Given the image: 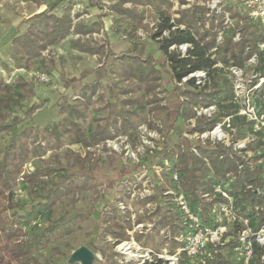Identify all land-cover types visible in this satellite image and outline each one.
<instances>
[{
  "label": "rangeland",
  "instance_id": "374dc122",
  "mask_svg": "<svg viewBox=\"0 0 264 264\" xmlns=\"http://www.w3.org/2000/svg\"><path fill=\"white\" fill-rule=\"evenodd\" d=\"M54 1L56 0H0V77L10 84L23 79L31 83L35 89V96L21 101V107L1 110L5 116V124L11 125L12 128L0 135V149L8 145L15 134L29 129L33 134L29 141L35 140L36 144L44 147V151L29 157L24 173L41 168L54 171L53 175L42 179L40 189L48 191L53 184L65 181L66 176L67 181L76 180L79 184L85 182L88 184L87 188L62 197L53 209L26 228L27 237L30 238L47 228L51 221L78 218L71 234H65L47 247L33 252L32 257L40 263L83 264L72 262V256L77 251L86 249L94 257L92 264H107L105 255L113 253L117 254L115 260L122 264H212L216 255L213 248L236 240L233 223L228 222L225 214V205L213 207L210 213L213 223L227 225V231L221 237L220 243L209 245L210 248L197 257H190L185 249L174 250L169 227L158 229L157 223L164 216L174 215H177L180 221H184V214L181 213L182 203L185 201L189 206L190 201L185 197L182 184L178 181L177 156L164 166L153 158L164 147L177 152L178 147H184L187 139L196 154L198 152L195 146L198 144L221 143L232 147L245 161L251 160L255 155H263L261 161L253 160V164L264 163V152H260L256 147L249 148L252 144L258 145L261 139L253 142L255 136L251 127L242 118H248L249 115L247 109L242 108L245 106L248 87L244 84L241 89H236V80L229 67L218 65L215 81L220 84L223 80L229 81L233 92H236L242 101H235L240 108L237 115L225 117L211 131L191 133L190 131L197 125V118H211L219 113L220 107L213 105L209 108H195L197 118L174 121L175 109L178 106V96L174 91L177 84L171 78L170 69L165 56L159 50L157 39H152L159 18L153 11H148L144 28L138 30L136 35H132L130 20L119 16L112 9V4L116 0H96L101 3L97 6H91L89 0L61 2L53 14L61 16L66 5L70 3L74 23L83 22L91 25L97 22L101 15L107 14L104 18V29L86 35L72 33L60 44L49 47L30 68L16 66L13 60V38L24 33L31 18L47 9ZM172 1L175 19L179 18L181 11L194 4L208 8L206 30L211 27L213 13L218 15L229 5L234 6L236 11L241 13L239 18L245 21L244 11L239 3H225L223 7L220 5L222 10L218 13L209 6L212 0H184V4H181V0ZM231 15L234 20L230 28L225 30V35L223 33L225 27L216 29L217 38L221 30L223 31L222 43L226 36L233 32L236 34L238 27H241L239 21L235 20L238 17H234L232 12ZM258 27L264 29L262 26ZM242 29L243 27L240 30ZM248 37L252 39L251 34ZM107 38L110 41V50L117 57L138 49L144 59L146 55H151L157 61L156 67L161 77L160 87L156 90L159 101L132 108L137 113L135 129L127 134L112 132L113 138L103 140L89 148L70 145L64 140L62 143L56 142L48 130L52 125L62 122L65 117L57 108V103L62 98L70 104L85 108L87 117L81 124L82 129L90 133L98 123L104 124V119L114 110L121 108L122 100L132 95L125 96V90L131 87L130 81L118 71L116 59L90 55L76 46V41L80 44H104ZM245 69L247 77L259 71L250 66H246ZM80 78L81 82H75ZM243 78L246 81L245 75ZM215 81L208 80L207 87L209 88ZM67 82L70 83V87L65 86ZM96 83L98 86L92 98L89 102H84L81 98L83 87ZM177 86L183 89L186 82L183 81ZM88 93L91 94L92 91L88 90ZM151 98L149 96L145 100ZM260 102L259 107L263 108V100ZM157 105L160 109H155ZM173 169L174 173L171 172ZM166 173L173 175L174 180ZM35 196L34 190L28 184L20 182L15 187L14 202L19 205L18 211L21 214L30 211ZM153 196L159 197L158 202L141 203ZM203 197L206 198L207 195ZM158 206L162 209L158 210ZM12 211H5V215ZM113 211L118 215L117 218L113 217L116 222L130 221L132 224V228L126 230V239H115L108 230L111 222H106L105 215L107 213L113 215ZM172 220H175V217ZM252 220L256 222L257 219L255 217ZM204 222L211 223L205 220ZM189 224L192 228V224ZM176 240L183 241L181 236ZM222 253L230 259L240 255L232 247Z\"/></svg>",
  "mask_w": 264,
  "mask_h": 264
},
{
  "label": "trees",
  "instance_id": "16d2710c",
  "mask_svg": "<svg viewBox=\"0 0 264 264\" xmlns=\"http://www.w3.org/2000/svg\"><path fill=\"white\" fill-rule=\"evenodd\" d=\"M63 1L66 0H56L50 3L47 9L31 18L24 33L13 38V60L16 66L30 68L49 47L60 44L72 33L86 35L104 29V18L107 14L101 15L99 20L91 25H86L83 22L74 23L70 3L66 5L61 16L53 14L52 12ZM89 1L91 6L101 4L96 0ZM181 2V4L185 3L184 0ZM127 5H131V7H127ZM173 7L172 0H116L112 4L115 13L130 20L132 35H136L138 30L144 28L148 11L151 10L158 16V25L152 39H157L159 50L165 56L170 69L171 78L177 85L191 74L200 71L206 72L207 82L208 80L215 81L219 64H222L224 68L225 66L244 68L248 60L256 53L261 56L262 60L264 59V52L259 50V45L264 42V29L257 25L248 24L243 27L239 41L234 40V32L230 33L225 37L224 43L218 46L216 29L224 28L225 13L232 12L234 17H241V13L236 11L234 6H226L225 10L218 15L213 13L211 27L207 30L205 26L208 8L194 4L181 11L179 18L175 19L172 13ZM249 34L252 35V39L248 37ZM76 44L77 47L82 48L83 52L90 55L116 59L118 71L127 77L131 86L125 90V96L132 95L121 101V108L114 110L104 119V124L98 123L90 133H86L82 129L81 121L87 117L84 107L80 108L79 105L70 104L65 98L57 103L59 112L65 117L62 122L49 127V134L55 138L56 142L62 143L64 140L70 145H82L89 148L103 140L113 138L112 132L127 134L135 129L137 113L132 108L159 101L156 97V90L160 87L161 77L160 71L156 67L157 61L151 55H146L144 59L138 49L117 57L110 50L108 38L104 44H80L79 41H76ZM182 45L189 46L186 54H183L179 49ZM215 48L217 50L213 52ZM81 80L82 78L76 79L75 82H81ZM206 83L203 86L198 85L196 78H190L186 81V87L183 89L177 85L174 87L178 96L175 122L180 119L189 121L197 118L195 108H209L213 105L220 107L219 113L211 118H197V125L190 131L191 133L211 131L225 117L238 113L239 107L235 103V94L229 81L223 80L221 84L215 81L209 88ZM65 86L70 87V83L67 82ZM97 86L96 83L83 87L81 98L84 102L90 101ZM88 90L92 93L89 94ZM137 92L140 93L135 94ZM34 96V86L28 81L19 79L15 84H10L0 77V135L12 128L11 125L5 124V116L1 110L21 107V101ZM149 96L152 98L146 101V97ZM261 99L263 108L259 107ZM255 103L258 108L264 109V84L256 91ZM155 109H160V107H155ZM32 136L29 129H24L15 134L8 145L0 149V264H50L38 262L32 257V253L47 247L65 234H71L78 218L71 217L51 221L47 228L30 238L27 237L26 228L53 209L62 197L88 186L87 182L79 184L76 180L67 181L68 176H66L65 181L53 184L48 191L40 189L42 179L53 175L54 171L41 168L31 173H24V167L29 157L44 151V147L36 144L35 140L29 141ZM258 143L256 146L250 145L249 148L256 147L260 152H264L262 147L264 140L261 139ZM192 147L190 141L185 139L184 147H178L177 152L164 147L153 160L156 158L164 166L166 162H172L177 156L178 181L182 184L185 197L190 201L191 211L203 223H207L204 222L205 220L211 222L207 223L208 225H220L212 222L214 220H211L210 213L213 207L226 204V200L215 193V188L221 184L234 199L237 217L251 219L250 225L254 231H258L264 225V194L257 192L256 189L264 187L261 176L264 172V163L251 165L232 147L221 143L198 144L195 146L197 154L192 151ZM262 157L263 155H255L251 160L258 161ZM173 171L175 170H171V172ZM166 175L171 176V179L174 180L170 173H166ZM20 182L28 184L36 194L35 202L30 205V211L24 214L18 211L19 205L14 202V189ZM248 185H253L254 190L247 189ZM203 195H207V197L205 198ZM158 198V196H153L141 203L158 202ZM161 209L162 207L158 206V210ZM7 210L13 211L5 215ZM116 216L118 217L116 211H113V215L109 213L105 215L106 222H111L108 230L115 239H126V230L132 228V224L130 221L116 222L113 219V217L117 218ZM174 217L175 220H172ZM255 217L256 222L252 220ZM157 226L158 229L169 227L174 250L185 249V241L179 242L176 239L180 236L184 238L192 231L187 219L180 221L177 215L164 216ZM233 226L236 240H232L224 246L212 247L216 252L212 264L243 263L241 251H239L243 245L237 236L242 226L238 221ZM230 247L236 249L237 254L240 255L234 259L225 257L222 252ZM263 255L264 247L255 243L250 264H264ZM115 256H117L116 253L106 254L107 264H122L115 260Z\"/></svg>",
  "mask_w": 264,
  "mask_h": 264
},
{
  "label": "built area",
  "instance_id": "2783aa9c",
  "mask_svg": "<svg viewBox=\"0 0 264 264\" xmlns=\"http://www.w3.org/2000/svg\"><path fill=\"white\" fill-rule=\"evenodd\" d=\"M225 3H239L242 6L245 21H243V19L241 18L235 19L239 21V26L244 27L246 24H252L262 26L264 28V0H212L209 6L213 11H217L218 13H220L223 4ZM233 20L234 18L232 17L231 13H225V29H223L224 32L221 30V32L219 33V38H217L218 46L222 44V41L224 40L223 33L225 35V30L230 28ZM241 27H238L239 30L236 31V34L234 36L235 41H239L241 38ZM188 47V45H182L179 47V49L183 54H186ZM216 50L217 48H215L213 52H215ZM259 50L260 52H264V42L259 45ZM219 66L223 67V65L220 64ZM246 66L256 68L259 71L256 72L257 74H253L247 77L245 74ZM246 66L244 68L230 66L229 71L236 80V89H241L244 84H246V86L248 87V95L246 96L244 101L245 106H243L242 108L247 109L249 115L248 118H242L245 119L246 122H248V124L250 125L252 133L255 136L253 142H256L259 140V138L264 140V110L258 108L255 103L256 91L260 89V87L264 84V59L262 60L261 56L256 53L248 60ZM244 75L246 81H244ZM190 78H196L198 85H202L203 83L207 82V74L204 71L191 74L183 81L186 82ZM234 94L235 101H240L241 99L239 98V95H237L236 92ZM239 115H241V113H239ZM262 147L264 149V145ZM259 161H261V159ZM248 163L254 165L252 160H249ZM261 176L264 182V172ZM247 189L254 190L253 185H248ZM256 191L259 193L262 192L264 194V187H259L256 189ZM215 193L221 195V197L226 200V204L223 203L222 205H225V214L227 216L228 222L234 224L238 221L241 223L242 229L239 231L237 236L238 240L243 245V248L241 249V257L243 259L242 264H250L253 257V245L256 243L264 247V225L258 231H254L252 226L250 225L251 219L237 217V214L235 212L234 199L229 195L227 190L224 189L221 184H219L215 188ZM181 210L184 214L185 219H187V221L192 224V231L184 236V238H182V240L186 243L185 250H187V253L190 257H197L202 252L207 251L209 245L220 243L222 239L221 237L227 231V225L220 224L218 226H211L203 223V221L191 211L190 207L185 201H183L182 203ZM256 210H259V208H256ZM262 261L264 262V255L262 256Z\"/></svg>",
  "mask_w": 264,
  "mask_h": 264
},
{
  "label": "water",
  "instance_id": "95a60500",
  "mask_svg": "<svg viewBox=\"0 0 264 264\" xmlns=\"http://www.w3.org/2000/svg\"><path fill=\"white\" fill-rule=\"evenodd\" d=\"M93 255L86 249H81L73 254L72 262H82L83 264H92Z\"/></svg>",
  "mask_w": 264,
  "mask_h": 264
}]
</instances>
